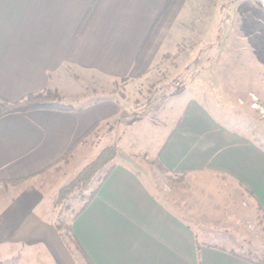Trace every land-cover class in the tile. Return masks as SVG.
Instances as JSON below:
<instances>
[{
	"label": "crops",
	"instance_id": "1",
	"mask_svg": "<svg viewBox=\"0 0 264 264\" xmlns=\"http://www.w3.org/2000/svg\"><path fill=\"white\" fill-rule=\"evenodd\" d=\"M224 1L0 0V102L55 91L73 107L0 118L2 256L16 250L33 264H257L249 253L264 251V45L245 53L235 44H264V36H228L240 6L244 31L255 6ZM219 16L225 35L214 30L205 41L215 48L210 100L189 99L167 127L151 181L129 160L147 120L120 126L115 140L104 130L121 125L131 107L117 86L132 96L136 83L165 74L167 56H177L180 75L185 31L203 18L215 28ZM195 39H186L193 54ZM201 74L189 88L200 96ZM176 97L154 115L157 132ZM112 144L114 169L71 221L68 245L48 211L58 189Z\"/></svg>",
	"mask_w": 264,
	"mask_h": 264
},
{
	"label": "rangeland",
	"instance_id": "2",
	"mask_svg": "<svg viewBox=\"0 0 264 264\" xmlns=\"http://www.w3.org/2000/svg\"><path fill=\"white\" fill-rule=\"evenodd\" d=\"M262 2H264V0L260 1L261 5ZM248 4L250 6H255V11H249V27L246 31H244L240 26V21L242 17V7L240 6V10L238 9L239 11L236 15L238 19L236 22L237 24L229 29L228 36H264V11L261 10L258 0H250ZM220 11L221 8L219 7V14ZM222 19L224 18L222 16H219L218 21L216 22V27L214 28L210 27L211 25L209 24V22H207L203 18L202 27H194L185 31V37L179 41L180 43L178 42L179 51L181 49V52L179 53V67H181L182 65L183 69L180 75H178L177 71L174 70L177 66V56H167L165 57V74H161V70L158 69L159 71L154 74L155 76L152 74L153 76L147 83H136L132 96H129V94L125 93L126 91L123 90L124 86L122 84L117 86V92H121V94H123V97L125 98L130 97L132 99L131 107L128 109V111L123 112V114L121 115V125L120 123L108 124L107 128L104 130L107 134L111 132L112 134H116L111 135L112 139L115 140L114 136H117V134L119 133L118 128L120 126V130L122 131L126 127V124H128V122H130V120H133L134 118L140 117L141 119L147 120L138 125V131L140 132L143 130V135L141 136V139L137 141L138 144H136L134 152L131 154L129 160L130 163L136 164L139 167L141 166L143 170H145V172L149 174V179H151V181L155 180L156 178L154 171V163L150 160L153 159L155 155V149H157V146H159V144L162 142L161 136H163L164 134L165 136L167 135V127L169 126L168 128H170L171 124L175 122L177 116L180 115L189 99L200 98L203 103L208 102L210 100V94L208 92V80H216V76L213 75L214 70H211V64L213 66V60L210 58V55L212 56L214 54L215 48H209V44L205 41L209 35L212 34L211 37H213L214 30L216 32V36L219 39L221 36L225 35L228 28L224 25ZM252 19H254V21H252ZM192 35H195L196 38L194 54L193 50L189 48V45L191 44H188L186 41V39ZM183 39L185 42H183ZM198 39L200 40V44H198ZM170 45H172V49H174L173 43H170ZM235 45L238 46L237 50L248 53L253 51L254 49L257 50L258 46L261 49L264 44L256 45L250 42H236ZM199 47L200 49H198ZM190 54H193V59L191 61H189ZM199 70L202 73V78L199 84V86L202 85V96H200L201 92L199 94L198 86L195 89H189L192 83H194V78L192 74L195 72L197 77V73ZM162 78H165V82H163ZM175 95L177 97L170 100V103L165 106V121L158 123L159 125H156V128L158 129L157 132L154 129L155 124H153V121L155 120L154 115L158 113L159 109H161L162 104L164 103V101H166V99L172 98ZM151 135H154V138L150 137ZM128 145L133 147V144L131 145L129 142L127 146ZM144 150L147 153V157L142 156L138 153ZM60 180H62L61 177L59 178V181ZM97 183V180H94L90 189L82 192L81 195L78 192H74L69 197V199L62 203V205H60L58 208H51V211L50 209L48 211L49 217L53 221L54 225L60 229V232L62 235H64L68 245H72L71 237L67 232L71 220L74 215L78 212L79 208L84 203V201H86V198L90 194L91 190L95 189ZM249 255L254 257L257 264H264V251H251ZM33 261L34 260L24 262L19 252L16 250H9L8 254L5 255V257L2 256V254L0 253V264H33Z\"/></svg>",
	"mask_w": 264,
	"mask_h": 264
},
{
	"label": "trees",
	"instance_id": "3",
	"mask_svg": "<svg viewBox=\"0 0 264 264\" xmlns=\"http://www.w3.org/2000/svg\"><path fill=\"white\" fill-rule=\"evenodd\" d=\"M239 1L242 0H225L224 3L228 2V4H236ZM41 110L71 112L73 111V107L61 103L59 96L55 91H47L44 93L28 95L14 104H8L4 101L0 102V118L11 114H27L29 112ZM115 157V144L101 149L100 152L81 170H79L68 183L58 189L53 202V209L58 208L60 205H62V203L67 201L74 192H78L81 195L82 192L90 189L94 180H97V186L94 190H91L90 194L86 198V201H84L71 221L76 219V217L84 210L89 202L96 196L101 185L109 177L110 173L114 169L113 161ZM52 225L55 231L61 233L60 229L57 228L54 223ZM67 232L70 235V228H68ZM61 236L64 237L62 234Z\"/></svg>",
	"mask_w": 264,
	"mask_h": 264
},
{
	"label": "built area",
	"instance_id": "4",
	"mask_svg": "<svg viewBox=\"0 0 264 264\" xmlns=\"http://www.w3.org/2000/svg\"><path fill=\"white\" fill-rule=\"evenodd\" d=\"M262 6H263V8H264V2H262Z\"/></svg>",
	"mask_w": 264,
	"mask_h": 264
}]
</instances>
